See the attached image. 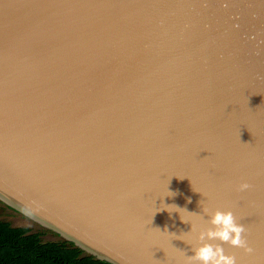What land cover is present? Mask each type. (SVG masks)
<instances>
[{
    "label": "water",
    "instance_id": "1",
    "mask_svg": "<svg viewBox=\"0 0 264 264\" xmlns=\"http://www.w3.org/2000/svg\"><path fill=\"white\" fill-rule=\"evenodd\" d=\"M204 208L264 264V0H0V219L193 264Z\"/></svg>",
    "mask_w": 264,
    "mask_h": 264
},
{
    "label": "trees",
    "instance_id": "2",
    "mask_svg": "<svg viewBox=\"0 0 264 264\" xmlns=\"http://www.w3.org/2000/svg\"><path fill=\"white\" fill-rule=\"evenodd\" d=\"M50 232L42 226L34 230L0 219V264H112L87 254L72 241L45 240Z\"/></svg>",
    "mask_w": 264,
    "mask_h": 264
},
{
    "label": "clouds",
    "instance_id": "3",
    "mask_svg": "<svg viewBox=\"0 0 264 264\" xmlns=\"http://www.w3.org/2000/svg\"><path fill=\"white\" fill-rule=\"evenodd\" d=\"M251 188L252 185L244 181L238 185L237 191L243 192ZM203 212L208 216L207 224L211 226L199 230L196 234L197 243L192 247L194 254L187 256L189 261L193 264H237L234 255L225 253L222 246L224 243L242 248L245 253H253L254 249L246 236L243 235L246 231L244 225L237 222L230 209L217 208L210 211L208 208H204ZM180 218L187 222L181 216ZM191 232H196L193 225ZM210 241H219L220 243H211Z\"/></svg>",
    "mask_w": 264,
    "mask_h": 264
},
{
    "label": "rangeland",
    "instance_id": "4",
    "mask_svg": "<svg viewBox=\"0 0 264 264\" xmlns=\"http://www.w3.org/2000/svg\"><path fill=\"white\" fill-rule=\"evenodd\" d=\"M45 240H59L60 237L57 236L55 233H47L44 237Z\"/></svg>",
    "mask_w": 264,
    "mask_h": 264
}]
</instances>
